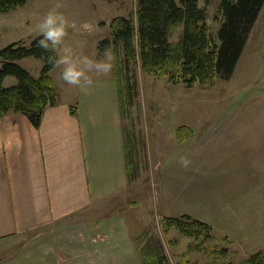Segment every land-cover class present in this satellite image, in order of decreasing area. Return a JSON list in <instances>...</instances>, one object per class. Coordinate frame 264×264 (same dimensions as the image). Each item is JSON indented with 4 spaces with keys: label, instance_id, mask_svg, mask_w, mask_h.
<instances>
[{
    "label": "rangeland",
    "instance_id": "374dc122",
    "mask_svg": "<svg viewBox=\"0 0 264 264\" xmlns=\"http://www.w3.org/2000/svg\"><path fill=\"white\" fill-rule=\"evenodd\" d=\"M197 2L205 8L207 28L218 41L220 0ZM57 5L74 22L64 45L56 49L57 58L63 46L94 59L110 52L115 69L112 49L100 52L97 45L109 37V21L134 12L136 0H27L0 13V49L18 40L29 44L39 35L40 20ZM181 31L180 26L169 41L176 43ZM120 56L124 58L122 51ZM15 62L33 76L42 68L41 59L32 56ZM127 64L123 72L132 89H122V122L130 174L125 197L113 209L123 211L131 236L141 244L158 245L169 264H245L254 253L263 255L264 4L227 80L215 78L213 85L188 88L144 72L136 57ZM62 67L55 64L50 72L57 90L67 84ZM124 73L123 88L128 81ZM182 124L191 134L179 141L175 129ZM183 159L190 162L185 166ZM185 214L207 222L210 237L164 225L165 216Z\"/></svg>",
    "mask_w": 264,
    "mask_h": 264
},
{
    "label": "crops",
    "instance_id": "0c3cea01",
    "mask_svg": "<svg viewBox=\"0 0 264 264\" xmlns=\"http://www.w3.org/2000/svg\"><path fill=\"white\" fill-rule=\"evenodd\" d=\"M88 75L90 86L61 85L37 127L0 116V264L140 262V239L113 209L128 183L114 65Z\"/></svg>",
    "mask_w": 264,
    "mask_h": 264
},
{
    "label": "trees",
    "instance_id": "16d2710c",
    "mask_svg": "<svg viewBox=\"0 0 264 264\" xmlns=\"http://www.w3.org/2000/svg\"><path fill=\"white\" fill-rule=\"evenodd\" d=\"M26 1L0 0V13L11 11ZM263 4L264 0H220L218 11L222 21L217 30L218 41L209 32L205 8L199 6L197 0H136L134 12L114 16L109 21V37L101 39L97 49L100 52L112 49L121 114L125 103L122 89L129 92L132 89L130 77L123 70L126 71L128 60L135 57L144 72L166 76L173 83L183 82L188 88L195 83L213 85L215 78L229 79ZM180 26L178 41L170 42V35ZM39 38L36 36L27 45L20 40L13 41L0 49V116L10 110L18 111L35 127L44 109L58 102L50 74L56 64L57 51L39 47ZM28 56L41 59L38 76L15 62ZM121 73L128 79L124 88L120 82ZM9 75L17 82L4 86L3 80ZM71 113L76 114L75 105L71 106ZM190 131L189 126L182 124L175 129V137L182 141L190 136ZM125 156L129 176L131 159L126 140ZM163 222L166 227L175 226L186 235L203 238L211 235L207 222L190 215L165 216ZM161 251L158 245L141 244V264H169ZM245 264H264V254H252Z\"/></svg>",
    "mask_w": 264,
    "mask_h": 264
},
{
    "label": "clouds",
    "instance_id": "9594fccd",
    "mask_svg": "<svg viewBox=\"0 0 264 264\" xmlns=\"http://www.w3.org/2000/svg\"><path fill=\"white\" fill-rule=\"evenodd\" d=\"M57 7L49 9L40 20L38 33L40 38L37 45L43 49L56 50L59 46L64 45L65 37L68 36V29L74 26L68 16L58 10ZM88 27V25H85ZM104 59H94L86 54H77L70 46H63V54L55 59L58 66H63L61 76L64 81L71 85L90 86L94 83L89 72L108 74L113 69V56L110 52L105 53ZM186 166L190 161L183 159Z\"/></svg>",
    "mask_w": 264,
    "mask_h": 264
}]
</instances>
